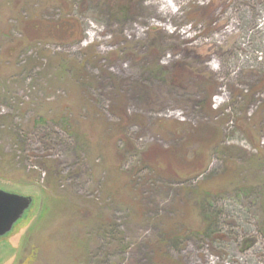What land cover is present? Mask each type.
Instances as JSON below:
<instances>
[{
    "label": "rangeland",
    "instance_id": "rangeland-1",
    "mask_svg": "<svg viewBox=\"0 0 264 264\" xmlns=\"http://www.w3.org/2000/svg\"><path fill=\"white\" fill-rule=\"evenodd\" d=\"M0 187V264H264V0H0Z\"/></svg>",
    "mask_w": 264,
    "mask_h": 264
},
{
    "label": "trees",
    "instance_id": "trees-1",
    "mask_svg": "<svg viewBox=\"0 0 264 264\" xmlns=\"http://www.w3.org/2000/svg\"><path fill=\"white\" fill-rule=\"evenodd\" d=\"M71 3H72V0H59V6H61V7H66V8H68L69 6H71ZM128 2L126 3V2H118L117 3V8H116V11H118V10H121V11H124V10H126L127 8H128ZM68 6V7H67ZM36 8H37V6H36ZM68 11V10H67ZM65 14V13H64ZM64 16H62V17H59V18H57V19H55V21H53L52 23H48V28L49 27H51V26H53L54 28H53V30H56L58 27H60V32L59 31H55L54 33L52 32V34L53 35H55V36H57L58 38H63L64 36H62V32H66V31H68L67 29L68 28H70L72 25L74 26V24L73 23H70L69 21L72 19V15L71 16H65L64 18H63ZM44 20H45V18H41L40 19V21H42L41 23L44 25ZM34 21V20H33ZM69 23V24H68ZM27 26H28V24H29V22L27 21ZM40 24V23H39ZM74 28H75V26H74ZM72 29V36L74 37V35H76L75 33H76V30L75 29ZM75 37H77L78 39H80V37H81V34H80V36H79V34H77ZM58 55V54H57ZM64 60V59H63ZM76 66V67H78V68H80V65L81 64H79V63H76L75 62V64H73V66ZM74 70V72H75V74H74V76L76 75V76H79L80 75V73H77V71H75V69H73ZM207 105H208V107L211 109V106H210V100H209V98L207 99V103H206ZM81 129V131H80V129ZM76 129H77V131H79L81 134H82V136H83V140H85V142L86 143H89V140H88V136H86L85 134V131H83L82 130V128H81V124L80 125H78L77 127H76ZM215 134H217V133H215ZM214 141V140H213ZM209 142H212V138L209 140ZM137 153V152H136ZM139 154V153H138ZM42 165L44 166V168H45V172H46V176L48 177L49 175H51V173L52 172H54V173H59L60 172V170H59V168H57V167H55V164L54 163H52V162H50L49 160H47V159H43L42 160ZM228 168L229 167H226L225 169H224V171L226 172V171H228ZM206 182H209V181H207V180H203V181H199V182H197L196 184H190V186H192V188L190 187V189H194L193 191H194V195H199V196H204V201L203 202H201V211H202V214H203V218H205L204 219V221H203V223L202 224H204V225H202V226H204V229H203V231H209L212 227V223L213 222H215V220H213V217L212 216H217V214H219V211L218 210H216V209H214L213 207H212V203H211V195H210V193L208 192V191H205V189H204V186L206 185L205 183ZM206 201V202H205ZM217 214H216V213ZM216 218V217H215ZM207 223V224H206ZM176 232V230L175 231H173V230H171L170 229V233H175ZM172 237H167V239H171Z\"/></svg>",
    "mask_w": 264,
    "mask_h": 264
},
{
    "label": "water",
    "instance_id": "water-1",
    "mask_svg": "<svg viewBox=\"0 0 264 264\" xmlns=\"http://www.w3.org/2000/svg\"><path fill=\"white\" fill-rule=\"evenodd\" d=\"M32 197L0 187V236L12 229L13 224L31 205Z\"/></svg>",
    "mask_w": 264,
    "mask_h": 264
},
{
    "label": "bare ground",
    "instance_id": "bare-ground-1",
    "mask_svg": "<svg viewBox=\"0 0 264 264\" xmlns=\"http://www.w3.org/2000/svg\"><path fill=\"white\" fill-rule=\"evenodd\" d=\"M160 1H163V0H160ZM167 7H169V6H167Z\"/></svg>",
    "mask_w": 264,
    "mask_h": 264
}]
</instances>
